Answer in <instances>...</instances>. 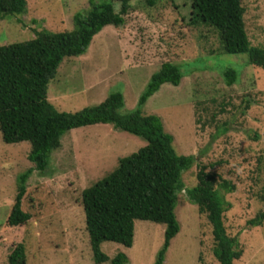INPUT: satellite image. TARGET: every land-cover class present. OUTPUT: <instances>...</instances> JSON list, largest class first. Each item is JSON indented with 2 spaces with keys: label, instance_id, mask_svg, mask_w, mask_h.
<instances>
[{
  "label": "rangeland",
  "instance_id": "374dc122",
  "mask_svg": "<svg viewBox=\"0 0 264 264\" xmlns=\"http://www.w3.org/2000/svg\"><path fill=\"white\" fill-rule=\"evenodd\" d=\"M242 1L249 39L264 47V0ZM90 7V0H28L27 13L0 21V46L29 41L43 29L72 30L73 18ZM190 14V0H135L122 27L106 26L84 54L63 61L48 98L59 111L76 113L121 92L122 113L140 108L159 116L177 153L197 158L183 176L187 189L197 185L202 165L236 184L235 193L228 195L233 207L225 214L229 234L239 237L244 250L235 264H264V223L248 227L264 212V70L250 65L246 55L225 54L211 33L208 44L200 40ZM166 62L181 67L180 85H162L140 106L152 75ZM227 69L237 71L233 85L224 77ZM61 140L48 170H34L27 181L23 209L32 220L10 227L18 179L34 164L28 160L29 142L6 144L0 132V264H9L17 244L25 246L27 264H94L78 201L81 191L147 145L112 124L72 129ZM176 216L180 231L163 264H198L199 256L205 264H219L213 256L212 227L185 191L177 195ZM165 231L163 224L137 220L131 248L106 242L102 249L110 258L126 253L127 264H155Z\"/></svg>",
  "mask_w": 264,
  "mask_h": 264
},
{
  "label": "trees",
  "instance_id": "16d2710c",
  "mask_svg": "<svg viewBox=\"0 0 264 264\" xmlns=\"http://www.w3.org/2000/svg\"><path fill=\"white\" fill-rule=\"evenodd\" d=\"M134 1L104 0L98 3L90 0L91 7L73 18L72 30L51 32L43 29L36 31L29 41L0 46L2 139L6 144L29 142L28 160L34 164L33 170L18 179L17 194L7 223L10 227H18L32 220L31 213L23 209L27 181L34 170L41 174L48 170L52 153L61 148V139L66 132L83 126L112 124L118 130L142 138L147 145L120 159L110 175L81 191L78 201L83 206L90 238L89 259L94 264H127L126 253L118 252L110 258L102 244L112 242L131 248L135 222L144 220L166 226L164 245L155 262L163 264L171 241L180 231L176 216L177 195L185 191L212 227L214 258L219 264H235L243 257L244 250L239 237L229 234L225 214L233 207L228 195L235 193L236 184L207 171L202 165L196 175L197 185L187 189L183 176L194 167L197 158L177 153L174 137L165 130L159 116L143 114L140 108L122 113L124 98L121 92H113L101 104L76 113L59 111L49 101V84L56 78L63 61L84 54L106 26L122 27ZM190 5V24L200 40L208 44L215 35L225 54L246 55L250 65L264 70V47L253 46L249 39L242 0H190ZM27 9L28 0H0V21L24 15ZM205 30H208L206 34ZM237 75L234 69L224 72L228 85L237 81ZM183 77L179 65L163 63L152 75L140 106L162 85L178 87ZM248 107L249 103H246ZM263 223L264 212H260L248 222V227ZM27 257L25 246L17 244L8 262L27 264ZM198 264H205L203 256H199Z\"/></svg>",
  "mask_w": 264,
  "mask_h": 264
}]
</instances>
